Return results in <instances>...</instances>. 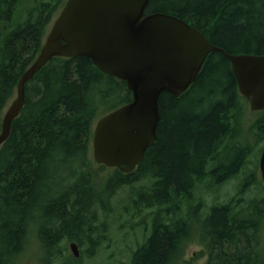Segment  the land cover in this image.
<instances>
[{
	"label": "trees",
	"instance_id": "trees-1",
	"mask_svg": "<svg viewBox=\"0 0 264 264\" xmlns=\"http://www.w3.org/2000/svg\"><path fill=\"white\" fill-rule=\"evenodd\" d=\"M64 1L0 0V127ZM153 12L184 20L228 54H264V0H150L145 14ZM24 94L0 146V264H17L30 228L49 262L64 258L58 248L64 240L87 245L90 257L106 233L97 225L99 213L110 214L109 200L123 187L131 202L125 215L139 218L138 224L152 218L151 232L126 264H181L196 232L208 249L206 264H264V196L216 202L201 218L191 212L196 201V209L201 206L198 189L217 190L249 161L245 145L236 142L247 101L223 53H210L179 97L160 96L154 145L134 171L114 169L101 185L93 182L89 158L93 125L131 100L125 82L86 57H54L25 84ZM115 94L122 101L106 110ZM259 113L245 141L264 142V110ZM139 181L146 184L135 187ZM252 183H260L254 171L240 192Z\"/></svg>",
	"mask_w": 264,
	"mask_h": 264
},
{
	"label": "water",
	"instance_id": "water-1",
	"mask_svg": "<svg viewBox=\"0 0 264 264\" xmlns=\"http://www.w3.org/2000/svg\"><path fill=\"white\" fill-rule=\"evenodd\" d=\"M149 2L66 0L3 113L0 145L24 105L25 84L54 57H86L102 73L125 82L131 100L100 117L91 140L93 162L121 173L134 171L154 145L160 96L183 94L212 52L223 53L229 61L249 109L264 110V54H228L180 18L145 14ZM259 170L264 186V148ZM69 248L74 257L79 256L75 242Z\"/></svg>",
	"mask_w": 264,
	"mask_h": 264
},
{
	"label": "rangeland",
	"instance_id": "rangeland-1",
	"mask_svg": "<svg viewBox=\"0 0 264 264\" xmlns=\"http://www.w3.org/2000/svg\"><path fill=\"white\" fill-rule=\"evenodd\" d=\"M25 4L32 3V0H25ZM27 4V5H28ZM59 12V11H58ZM58 12L53 16V19L58 14ZM122 99L117 95L110 97L107 103V109H112L117 107ZM9 104V103H8ZM7 104V105H8ZM5 110V109H4ZM4 113V111H3ZM2 113V114H3ZM260 115L259 112H253L249 109V104L247 102L245 110L243 111L244 127L240 130L238 129L237 134V144L245 145V155L248 152V160L243 169L238 172L237 176L231 178L227 183L222 185L220 188L208 190L206 188H200L196 192V198L200 199L201 206L196 209V204L194 205V210L192 209L193 215H200V218L208 211V207L216 202H225L231 198L243 199H253L261 198L263 192L259 187L262 185L261 175L259 170V156L261 150L264 147V142L257 143V137L253 139L250 138L247 141V136H249V126L250 124ZM241 131V132H240ZM242 136V137H241ZM246 142V143H244ZM246 157V156H245ZM89 158L92 162V175L93 182L97 185H101L102 179L108 177L112 174L113 168L104 167L101 168L100 165H96L92 159L91 149L89 152ZM252 161V162H251ZM255 173L256 178L260 183H252L246 192H240V185L242 180L247 177L251 172ZM145 181H139L135 184V187H140L145 185ZM211 187V185H210ZM263 187V185H262ZM264 188V187H263ZM130 189L129 187H123L116 191L114 196L109 200L108 206L111 208L109 210L110 214L107 217L99 213L98 226H101V230H106L104 232V240L96 248V252L90 257L87 256L86 247L83 244L78 246L79 256L74 258L69 250L68 241L64 240L60 243L58 248H61L64 254V258L53 257L50 262L46 260V251L41 249L40 242L36 236V230H31L30 235L27 238V246L19 257L17 264H126L129 262L132 251L137 249V245H141L148 237L151 232L152 218L146 216L147 213L151 212V209L146 211L144 218L148 217L139 223V218H128L125 215V209L131 208ZM125 206H127L125 208ZM189 219L190 216L187 215ZM119 219L121 222L119 223ZM195 223V222H194ZM104 224V225H102ZM197 224V223H196ZM104 226V228H102ZM198 231V230H196ZM199 232V231H198ZM264 232V228H263ZM146 233V234H145ZM66 249V250H65ZM208 256V249L205 244H200L199 237L196 234L193 236L191 242L187 246L184 255L182 257L181 264H206Z\"/></svg>",
	"mask_w": 264,
	"mask_h": 264
},
{
	"label": "bare ground",
	"instance_id": "bare-ground-1",
	"mask_svg": "<svg viewBox=\"0 0 264 264\" xmlns=\"http://www.w3.org/2000/svg\"><path fill=\"white\" fill-rule=\"evenodd\" d=\"M37 227V226H36Z\"/></svg>",
	"mask_w": 264,
	"mask_h": 264
}]
</instances>
